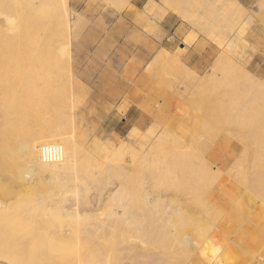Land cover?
Here are the masks:
<instances>
[{
  "label": "rangeland",
  "instance_id": "rangeland-1",
  "mask_svg": "<svg viewBox=\"0 0 264 264\" xmlns=\"http://www.w3.org/2000/svg\"><path fill=\"white\" fill-rule=\"evenodd\" d=\"M40 1H42L43 4ZM133 1L134 0H67V4L70 7L69 16H67L68 27H69L67 31L64 26H60L59 28V25H56L54 21L50 22L51 26L53 27L48 26L49 22L44 17L41 18L39 17L42 20L38 18V20L40 21H37L36 19H34V17H32V15H30L29 12L30 6L28 4L22 6L24 9L23 27H24V36H25L23 40V46H24L23 61L27 64L31 60V57L38 56V58L41 59L40 64H34V65H37L36 67H43L42 70H38L39 75L41 76H43L44 74L45 76L50 74L52 76L54 75L53 77L51 75L47 76L46 82L42 81L40 83L38 82L40 80L37 81V83H39L38 85L39 86L41 85L40 87H42L43 85L41 89L42 99L46 100L44 98H47L49 101H51V103L48 107H45L46 108L45 110L44 107L39 106L37 108V112L39 111L38 112L39 114H37L36 112L37 115L35 114V117L36 120L38 119L39 121L41 120V123H46L47 121H50V120H45L47 118L49 119L50 116H51L50 118L51 120H56V121L59 120L58 123L56 122L57 126L58 127L60 126V128L65 129L68 133L67 136L73 135V137H75V139L78 140L80 146L79 157L81 158V160H86L88 162L87 166L83 168L80 167L82 171L83 170L87 171L91 177L90 181L88 182V187H85L84 189V187H82L81 185H76V184L74 185L69 180H65V179L62 180V185L65 186L64 188V191L66 192L65 196L68 200L66 202V207L68 206L67 207L68 209L72 210L75 209V207L77 208V206H74L76 203L82 204V199L84 195H86L88 198L87 200L91 202V206H92L91 208L99 209V205L103 202L101 200L112 196L113 192L117 190H121V193L119 194L120 196L118 197H123L131 192L132 187L135 188L139 186L140 190L145 189L146 192L150 191V194L151 191L154 192L153 195L158 200V201L156 200L157 201L156 209L154 208L146 209L145 213L148 217H146V215L145 217L148 220H150L148 222V220L146 219L147 220L146 225L150 224L152 221L156 222L157 220H159L160 217L163 215L162 212L167 213L168 215H171L173 217H178L179 215L173 212L176 209L180 210V212L182 210V212L184 213L187 214L190 213L189 217L186 215L183 216V218L185 217L184 218L185 221L189 222L192 213L189 210L190 208L187 209L186 207L188 205L187 203L191 202V198L190 196L189 197L187 196L188 195L187 193L182 192L179 194L180 192L179 190H178L179 192H177L176 191L177 189L174 190L170 186H169L170 188L167 187L169 185L168 183L170 177L168 178V175H165L166 174L165 170L170 171V164L169 165L167 164V168H165L162 164V162H164V158L152 163L150 165V168H152L151 170L147 171L146 169H142L141 167L140 168L138 167L137 169L139 170V172L141 171L145 172L143 174L144 176L141 174L140 176H138L139 174H136L135 175L136 178L132 182H128L125 186L120 188L117 186L123 181L124 178L126 179L128 177L127 174L129 173V171L127 172L126 169L131 168V165H129L128 162L129 160H131L132 154L131 152L129 154L127 149H123L121 156V155H117V151H119L118 149L122 146L121 144H123V142H128L130 148L132 147L135 149V150L133 149L132 153L135 152L137 154L138 150H140L139 151L140 153L141 147L139 146L143 145L140 144L142 143L141 140L142 141L144 140L143 143L145 144L149 141L148 140L149 138L145 137L142 139L141 137L147 135L150 136L153 135V137H156L164 132L163 129L166 132H168V130L169 132L171 131L172 135L178 134L179 136H175V135L174 136L179 137L182 141V144L186 145L190 143L193 139H195L193 133L194 128L192 127V124L194 123V119L199 121L200 123H203L202 122L203 119L205 123H204V131L201 135L202 141L204 148L205 149L209 148L208 151L205 153L206 159L210 161V163L213 165L214 170L218 168L217 166L219 164V160L222 155L219 147V142L216 139L218 137V134L220 133V129L222 128V125H220V122L217 119L215 118L213 119L209 114L212 112L217 115V109L219 106L215 107V102L217 104V102L220 103L224 101V96L225 95L227 96L228 94H230V92L231 94L233 93L237 94L238 97L240 95V91L248 92L250 90L249 88L251 87V84L249 82L248 73H254L255 70H253V66L255 69L257 63L260 62V58L264 56V3H263L264 0H238L245 7L248 8L251 18H247L244 16H241L239 18V12L233 9L234 6L231 5V3L229 2L230 0L228 1L227 0H147L145 7L146 15H141L142 17H139L136 21V24L143 28L144 30L143 35L146 37L145 39L152 38L153 41L160 43L161 49L165 47L164 48L165 51L177 57V59L184 66L185 65L188 66V68L193 73H195V76L203 77L207 73V70L210 69L209 67L212 66L211 64L216 63L217 58L223 52L226 53L224 55L229 57V59L231 57L237 61L236 66H234L235 64H228L227 67L225 68L223 67L224 69L219 68L218 70L210 71V73L214 72L215 79L219 80L217 91L214 88L216 84L213 85L210 83L206 86L203 85L201 87L199 86V88L197 87V90L198 89L200 90L199 91L195 90L196 93L195 91L191 92L188 90L189 87L187 88L188 85L186 84V82H181V80H185L188 83L193 84L195 82V79L192 78L191 76L188 77L189 74L186 71L182 69L179 70L178 68H176V66L173 65V63L169 64L168 61H166L164 65L162 64L160 66L159 65L154 66L155 69H153V72L150 71L147 72V67L150 64L129 65L124 67L123 69L124 70L123 73L125 74L121 72L119 66L111 65L109 61L106 62L109 63L110 65L96 67V68H90L89 66L83 67L81 62H79L78 56L81 53L80 51L83 46L82 43L86 39L87 37L86 34L90 30V28L96 25L98 27L104 28L105 30L111 29V27H113V25H110L112 24V22H107V20L104 19V16L114 17V13L121 14L127 12V10L133 8L131 6V3ZM37 2L38 4L40 2V5L42 7H45L48 6L51 2L56 4L58 0H37ZM91 11L98 13V14H91L92 15L91 17L93 18L96 17L94 21L93 19L89 20L86 18V15L89 14V12ZM166 18L173 19V27L171 29L164 31V29H162L161 27V22L163 23ZM50 31L53 34H51ZM38 32H40L43 40L44 41L46 40L45 42L50 43L51 50L54 52L56 50L55 52L56 54L57 53L59 54V49L62 46L58 44L61 47L59 46L60 48L57 47L56 49V45L59 42V40L57 42L55 38L58 39L62 38L60 39V43H64V45H67L68 42L69 43L72 42V44H69L70 46L72 45L71 49H73L71 51L72 52L71 60L66 61L68 64L67 65L68 68L65 65L66 64L65 61H63L64 66H61L58 62L48 59L47 55H45V53L43 52L35 53L34 55H32L31 51L29 50V47L27 46V41L33 38V36L36 35ZM48 33L49 36L51 37L54 36L53 41H50L51 37L48 36ZM66 35L69 37V38L67 37V40H66ZM243 37L245 40L247 38V40L249 41L246 40L247 41L246 42L243 39ZM145 39L143 38L142 43L145 41ZM250 42L253 44V47L251 44L249 45ZM181 44H183L185 47L182 46ZM54 45H55V49H54ZM182 49L185 50L182 51ZM159 51L157 48L155 52V57L159 53ZM194 56H196V61L194 63H191L192 61H190V59ZM152 61L151 63H153ZM133 62L134 59L129 60V63H133ZM197 63H200L199 64L200 66H197ZM252 63L254 65H252ZM30 64H32V62ZM251 65L252 68L250 67ZM245 66L246 68H244ZM131 67H132L131 71L133 72V76L138 75V77H140L139 82H135L136 85H134L137 93V99L139 101L135 100L134 103L123 99V96H125V92H126L125 89H127L126 87L128 83H125V81L124 82L121 81V79H124L125 77L129 78V76H131L129 73L131 72L130 71ZM63 71H66V73H64ZM67 71L69 72V74ZM71 74L73 75V78ZM93 74H97L95 75L96 78L101 79L102 82L99 84L83 83L84 79H90L91 75L93 76ZM51 78H53L52 79L53 82L55 81L54 83L56 84V86L55 84L54 85L50 84L52 82ZM56 79L59 82H57ZM247 80L248 83H246ZM131 83L132 81H129V84ZM247 85H249V87ZM65 86L67 87L66 89H68L69 91L68 95L71 94L70 98L67 97L66 100L69 99L72 103L68 100L67 101L65 100L63 101L64 103L62 102L59 104L58 101L60 100V98L55 100L53 96L56 93V87L65 89ZM99 87H101V89ZM202 89L206 91L204 92V90L202 91ZM237 90L239 91V93ZM261 90L264 92V82ZM245 94L243 95L246 99L247 97L245 96ZM231 96L232 95L228 97L229 98L234 97ZM240 96H242V94ZM243 99L242 102L245 101V99L244 100ZM120 100H125V102H121ZM148 101H150V105L149 108H146L145 104ZM233 101L231 105L232 107H235L234 108L235 111L233 112H236L238 109L237 108L238 104L236 103V101L233 104ZM67 102L68 103L70 102L72 106ZM120 102L121 105L118 106ZM229 103H231V101ZM134 104L136 105V108L139 110V112L129 114V110L132 106H134ZM60 106L62 107L63 110L60 108ZM66 106H68V108H65ZM158 106H160L161 108L160 111L163 112V115L160 117V121H158L154 116V114L157 113L154 110H156ZM258 108L259 109L261 108V112L262 111L264 112V103H262L260 107L258 106ZM259 109L257 111H260ZM47 112L49 116L45 115ZM50 114H53L56 118L52 117L53 115ZM56 114L58 117L56 116ZM189 116L191 119L189 118ZM246 116H247V120H244L246 118L243 117L244 119L240 120L238 118L236 119L237 121L234 122V136H236L235 146L237 151H241V152L247 151L250 154H252L251 156L255 157L254 155H256L257 152H261L260 144H264V113H262L261 115L260 113L258 115H252L247 113ZM65 117L67 118V120ZM69 119L73 121V123L71 122L73 126L69 123L71 121ZM36 120L33 119L35 125L33 128H31V130L28 131L32 132L33 130L37 129L36 125L38 121ZM187 123L190 124L188 125ZM64 124L66 125V127H63ZM133 129H136L137 134L138 131L140 132L139 133L140 137H138V139L135 135H133ZM146 130L148 133H146ZM21 132L24 134H22ZM25 133L27 134L26 131L24 132V130L21 129L20 137L25 136L26 135ZM124 150L125 151L127 150L126 152L128 154H125ZM131 150L132 149H129V151ZM262 151H264V148ZM165 160L167 161V159ZM123 167H125L126 169H124ZM150 172H152L151 175H149ZM218 181H219L218 179L214 180L213 185ZM223 186L224 183L222 184L221 182V186L219 187L220 194L223 192ZM51 188H52L51 186L45 185L39 188V191L41 192L45 191L49 193ZM142 190L141 192H143ZM19 191L20 193L18 194ZM18 192L16 196L17 200L16 198H14V202L10 203L7 202L10 200H6L7 202L6 204L8 205L7 207L9 208L7 212L10 214V211H12L11 213H13L14 212L13 210L16 211L17 208V211L15 212L16 214L18 213V210L20 208L19 211L23 212L24 215L27 216L30 213L29 210H31V207H34L33 205L36 206V203L38 204L40 200L39 199L36 200V197H33L31 193L24 188H18ZM26 192H28V194L30 193L29 196ZM256 192L259 194L261 193L260 191H256ZM19 195H25V196L19 197ZM221 197L222 194L219 197L217 198L215 197L213 199L215 202L219 201L220 204L222 203L223 200L225 201L226 199L225 198L222 200ZM23 198H25L24 201ZM77 198H81V201L78 202ZM259 199H262V197H260ZM3 201L5 202V200ZM11 201H13V199H11ZM181 201H183L184 203ZM224 201H223V205H224ZM18 202H21L22 205L18 206V204H20ZM24 203L25 206L23 207ZM182 203L184 204V208H185L184 211H183ZM237 203L236 201L235 203L232 202V205L233 208L236 207L238 212L239 210L244 208V204L246 203H244L243 201L241 202L237 201ZM26 204L27 205L29 204L30 207L29 206L27 207ZM11 206H12V210L10 208ZM20 206H22L23 208ZM50 206H54V205H50ZM27 208L28 209L30 208L28 210L29 213L27 211ZM57 208L58 206L53 209L57 210ZM105 210L107 212L109 209L107 207H103L102 211ZM158 210L160 212H157ZM188 210L190 212H188ZM148 211L149 213H147ZM242 211L244 210L240 211L239 220L233 217L230 218L232 220L229 219L230 222L228 226L230 234L233 236L232 239H234L235 241H241L239 242V245L241 246H243V244L246 243L245 239H243L246 234L242 235V233L246 232V230H244L242 227L240 228V226L244 225L246 227L248 225L247 223L252 220V218H250L248 221H246L245 217L249 215H246L247 214L246 211H244L245 213ZM241 212L243 214H241ZM149 215H154V216H150L149 218ZM258 218H260L259 221L263 220L261 219V217ZM255 220L257 219L255 218ZM259 221L258 220L256 221L258 223L257 227L258 229L259 227H261L260 230L262 229L263 231L264 223L262 222L261 225ZM259 224L261 226H259ZM155 228L156 230L158 229L157 224ZM237 230H242L241 231L242 233H240L241 237L238 235L239 232ZM156 232H157L156 234L154 233L152 235V238L155 237L154 239H152V242L153 240H155L152 243L153 245L151 244L152 247L148 246V249L145 252L141 251L140 252L141 255L138 252L136 253L134 251L132 252V247L137 241L135 239L131 241L115 239L116 243L122 242V244H119V246H117L118 243L116 245L113 240L112 242L110 240L105 241L100 239H95L94 241V239L83 238L82 241L80 242L78 241L79 239L78 240L76 239L69 241L65 245L59 244L65 249H63L62 247L60 249L59 248L60 246L57 249L55 247H57L58 244L55 246L54 243L53 244L51 243L53 239L52 237L48 239L46 237L38 241L33 240L29 237H25L24 239L26 242L27 241L29 242L30 240L29 243L27 242L28 245L24 243L22 246L18 245L17 248L23 247L26 249V247L28 246V248L31 249L33 247V250L36 251V253H34L33 250L31 249L27 251V253L30 252L31 258L33 252V255H35L33 257H35L36 259L35 258L32 260L30 259L29 261L20 264H93V263L104 264V262L105 264L106 263L107 264H117V263L118 264H149L148 261L151 262L152 260L153 262H151L150 264H158L159 262L160 264H162L167 259V255L170 252L169 248L168 250L165 249H167V245L169 246L170 242L172 241L167 237H163L165 236V234H167V232L165 233V231H163L162 229H160L159 231L157 230ZM161 233H162L161 235L162 237H160ZM215 238L218 244L211 251V264H246L247 261L251 260V258L254 256L256 258H259L257 260L254 259V261L259 262L262 258L264 261V247H262L261 249H257L253 247V244H250L247 247L243 246L242 250L244 248L245 249L242 252H240L241 253L240 255L239 252L236 251L238 250L236 249L237 246H235V248L233 247L234 241H232L230 244L227 241H225L227 242V244H225L224 241L221 240L220 236H216ZM24 239L21 238L20 241H18V244H22L23 242H25ZM156 239L159 241L160 244L157 243L158 241ZM149 240L151 239L149 238ZM163 241H165V244L167 243V245L163 244L165 247L163 245L161 246ZM46 244L54 248L51 249L52 252L49 251L51 247H48ZM67 244L68 245L70 244L71 247L67 246ZM108 244H111L112 246ZM76 246L79 247L80 255L77 257L71 254L68 255L69 253L67 249L75 248ZM106 247L108 250L104 251ZM118 247L122 248V250L120 249L118 250ZM163 247L164 249H162ZM25 249L23 251H25ZM21 250L19 249V251ZM65 251L67 252L66 257H65ZM57 252H59L62 256L59 259L55 256V259L52 258L53 259L52 261L46 263L43 262L41 259L37 260L40 255L41 256L43 255L42 256L43 260L48 261L49 259L47 260L48 258L47 256L51 255V253L53 255L59 254ZM123 253L126 254L125 255L126 258L125 256H123ZM129 253L131 254L130 256L128 255ZM103 254H105V256ZM106 254L110 255L109 256L110 259H107L108 255ZM149 255H152V257ZM100 256L101 257L104 256L103 259H101Z\"/></svg>",
  "mask_w": 264,
  "mask_h": 264
},
{
  "label": "bare ground",
  "instance_id": "bare-ground-1",
  "mask_svg": "<svg viewBox=\"0 0 264 264\" xmlns=\"http://www.w3.org/2000/svg\"><path fill=\"white\" fill-rule=\"evenodd\" d=\"M40 2L43 4L42 1ZM40 2L38 4L37 0H0V264H20L35 258L33 257L35 256L33 255V252L36 253V251L33 250V247L32 249L28 248V246L26 247V249L23 247L17 248L18 245L22 246L24 243L28 245L30 240L29 242L27 241V243L24 239L25 237H29L37 241L42 240L46 237L47 239L52 237L53 239L51 243H54L55 246L58 244V246L55 247L57 249L60 246L59 244L65 245L69 241L76 239H79L78 241L80 242L83 238L94 239V241L95 239L105 241L110 240L111 242L113 240L116 245L118 243L117 246H119V244H122V242L116 243L115 239L129 241L135 239L137 241L132 247V252H138L141 255L140 252H145L148 249V246H151V244L155 241L153 240L152 242V239L155 238H152V235L154 233L156 234L157 230L159 231L160 229H162L163 231H165V233L167 232V234L163 233L165 234V236L163 237H167L172 241L170 242L169 246L167 245V243L165 244V241H163L161 244V246L163 244L167 245V249L165 250H168V248L170 249V252L167 255V259L162 264H211V251L218 244L216 242V236H220L221 240H223L225 244H227V242L230 244L232 241H234L233 247L235 248V246H237L236 249L238 250L236 251H238L240 255V252L245 249L244 248L242 250L243 246L247 247L250 244H253V247L257 249H261L262 247H264V230H260L261 227H259L258 229V223L256 222L260 219L258 217H261V219L264 220V151H262L264 148V144H260L261 152H257L256 155H254L255 157H253L251 156L252 154L247 151L241 152L236 150V136H234V122L237 121L236 119L239 118L241 120L244 119L243 117H245L246 119L244 120H247V113L252 115H258L259 113L261 115L262 113H264L263 111L261 112V108H258V106L260 107V105L264 103V92L261 90L264 82V56L260 58V62L257 63L255 69L253 66V70H255L254 73L247 72L249 82L251 84V87L249 88L250 90L248 92H246L245 90V92L240 91V95L242 94L243 97V94L246 93L245 96L247 98L245 99L244 97L245 101L242 102V96L239 95L237 97V94L233 93V95L230 92V94L224 96V101L220 103L217 102V104L215 102V107L219 106L217 109V115L212 112L209 114L213 119H217L220 122V125H222L220 133L218 134V137L216 139L219 142V147L222 155L219 160L218 166L216 165L218 167L216 170L213 169V165L210 163V161L206 159L205 153L209 148L205 149L202 141L201 135L204 131L205 123L203 119V123H200L199 121L194 119L192 127L194 128L193 133L195 139H193L186 145L182 144V141L179 137H175L179 136L177 133V135L174 134V136L172 135L171 131L169 132L168 130V132H166L163 129L164 132L156 137H153V135L141 137L142 139L145 137L149 138V141L145 144L143 143L144 140H141L142 143L140 144L143 145L139 146L141 147L140 153V150H138L137 154L135 152L132 153L134 148H130L128 142H123V144H121L122 146L118 149L119 151L116 150L117 155L122 156L121 153L123 149H127L128 153L130 154L131 152L132 154V158L128 162V164L131 165V168H128L129 170L126 169L127 167L123 162V165L126 167L123 168L126 169L127 172L129 171V173L127 174L128 177L126 179L124 178L123 181L117 186L120 188L125 186L128 182H132L136 178V174H139L138 176H140V174L143 175L145 173L144 171L139 172V170L137 169L138 167L146 169L147 171L151 170L152 168H150V165L152 163L164 158V162H162L163 166L167 168V164H170V171L165 170V175H168V178L170 177L168 183L169 185L167 187L170 186L174 190L177 189V192L180 191L179 194L182 192L187 193V196H190L191 198V202H188V205L186 207L187 209L190 208L189 210L192 213L189 222H186L184 219L185 217L183 218V216L186 215L189 217L190 213L187 214L182 212V210L180 212V210L176 209L172 211L178 214V217H173L171 215H168L167 213L162 212L163 215L159 220H157L156 222L152 221L150 224L146 225V221L148 220L146 218L148 216L145 213L146 209H156L158 200L153 195L154 192L151 191L150 194V191L148 190L149 192H146L145 189H141L143 191L141 192L139 186L135 188L132 187L131 192L123 197H118L120 196L119 194L121 193V190L113 192L112 196L101 200L103 202L99 205V209L91 208V202L87 200V196L84 195L82 204L76 203L74 206H77V208L75 207V209L70 210L67 208L68 206L66 207V202L68 200L65 196V186L62 185V180H69L72 184L81 185L82 187H84V189L85 187H88V182L90 181L91 177L87 171H82L80 169V167L83 168L87 166L88 162L86 160H81V158L79 157L80 146L78 140L75 139L73 135L67 136V131L63 128H60V126H57V123L59 122L58 118V121L51 120V116L48 119V111L45 114L48 115L46 117L47 119H44L50 121L41 123V120H36L35 114L37 112V108L39 106H42L45 110V107H48L51 103V101H49L47 98H44L46 100L42 99L41 89L43 85L42 87H40L41 85L39 86V83H37V81L40 80L38 81L40 83L42 81L46 82L47 76H50L51 74L47 76H45V74L43 76L39 75L38 70H42L43 67H36L37 65H34L40 64L41 59H39L38 56L31 57V60L27 64L23 61V40L25 36L23 27L24 9L22 6L28 4L30 6V15H32V17H34V19H36L37 21L42 20L40 18L44 17L49 22L48 26H51L50 22L54 21L56 25H59V28L60 26H64L66 28V31L69 28L67 16H69L70 7L67 4V0H58L56 4L51 2L48 6L45 7H42L40 5ZM229 2L232 6H234L233 9L239 12V18L241 16L251 18L247 7L239 3L237 0H230ZM38 18L40 20H38ZM51 31L50 33L53 34V31ZM67 35L66 40L68 37ZM53 37L50 38V41L54 40ZM55 39L57 40V42L59 40L58 43L56 42V49L60 45L62 46H60L61 48L59 47V54L55 53L56 50L55 52L51 50L50 43H47L45 42L46 40H43L40 32H38L33 36V38L27 41V46L29 47L32 55H34L35 53L43 52L45 53V55H47L48 59L56 61L61 66H64L63 61L66 62L71 60V51L73 49H71L72 45L70 46L69 44H72V42H68L67 45H64V43H60V39L62 38ZM250 44L253 47V44L251 42L249 43V45ZM224 54L226 53L223 52L222 54H220V56L217 58L216 63L211 64L212 66L209 67L210 69L207 70V73L203 77H198L195 76V73H193L188 68V66H184L183 64H181L177 57L162 48L156 55L155 59L152 61L153 63H150V65L147 67V72H153V69H155L154 66H160L162 64L164 65V63L168 61L169 64L173 63V65L176 66V68H178L179 70L182 69L186 71L189 74L188 77L191 76L195 79V82L193 84L188 83L185 80H181V82H186V84L188 85L187 88L189 87V91H199L200 89L197 90V87L199 88V86L201 87L203 85L206 86L210 83L213 85L216 84L214 88L217 91L219 80H216L214 72L210 73V71H215L219 68L224 69L228 64H235L234 66H236L237 64L236 60L231 57L229 59V57L225 56ZM31 62L32 64H30ZM65 65H68L67 62ZM252 65L254 64L252 63ZM252 65L250 66L251 68ZM244 68H246V66ZM63 72L66 73V71ZM52 79L53 78H51V81ZM52 82L49 83L51 85H54L55 81L53 83ZM246 83H248V80ZM247 86L249 87V85ZM66 88L67 87L65 86V89ZM65 89L56 87V93L54 94L53 98L55 100L60 98V100L58 101L59 104L65 101L67 97L70 98L71 96V94L68 95V89H66L67 91ZM203 90L204 89H202V91ZM205 91L206 90H204V92ZM230 95H232L231 97H234L229 98L228 96ZM67 100L70 101L69 99ZM230 101L231 103H229ZM232 101L233 104L235 103V101L238 104V109L236 112H233L235 111V107H232ZM70 102L67 103L70 104ZM61 106L60 108L62 109ZM65 108H68V106H66ZM258 109L260 111H257ZM160 110L161 108L160 106H158L157 110H155L157 113L154 114L155 118L158 121H160V117L163 115V112ZM38 112L37 114H39ZM52 117L56 118L54 115ZM33 119L38 121L36 125L37 129L35 128L36 130H33L34 132H30L28 130H31V128H33L35 125ZM71 122L73 123L72 120L69 123L71 124ZM71 125L73 126V124ZM63 127H66V125L64 124ZM21 129H23L24 132H27V134L25 133L26 135L23 137H20ZM139 133L140 132L138 131L137 134L136 129H133V135H135L137 139L138 137H140ZM146 133H148L147 130ZM47 145L60 146L63 151V160L55 163L43 162L42 159H40V150L43 146ZM129 149L132 150L129 151ZM126 151L125 154H128ZM165 159H167V161ZM151 174L152 172H150L149 175ZM217 179L219 181L213 185V181ZM220 181L222 182V184L224 183L223 192L221 193L222 200L226 198L225 201L223 200L224 205L223 201L219 204V201L215 202L213 199L221 195L219 190V187L221 186ZM45 185H49L52 187L49 193L45 191H39V188ZM18 188H24L28 190V192H30L33 197H36V200H40L38 204L35 201L36 206L33 205L34 207H31V210H29L30 208H27V211H30V213L28 211L29 215L27 216H25L23 212L19 211L20 208L18 210V213L16 214L15 212L17 211V208L16 211L13 210V213H11L12 211H10V214L7 212L9 208L7 207L8 205L6 203L14 202V198H16L17 196ZM256 191H260L261 193L259 194ZM28 192L26 193L28 194ZM19 193L20 191L18 192V194ZM20 196L23 197L25 195H19V197ZM260 197H262V199H259ZM11 199H13V201H11ZM24 199L25 198H23V201ZM3 200H5V202ZM6 200L10 201L6 202ZM77 201H81V198H77ZM235 201L236 203L237 201H243L244 203H246H243L244 208L241 210L246 211V215H249L245 217L246 221L252 218V220L247 223V228L244 225L240 226V228L242 227L244 230H246V232L242 233V230H237L239 232V236L240 233H242V235L246 234V238L245 236L243 238L245 239L246 243H244L243 246L239 245V242L241 241H235L234 239H232L233 236L230 234L228 228L229 222L230 220H232L230 219L231 217L235 219L237 218L238 220L240 219L239 214L241 210L237 212L236 207L233 208L232 205V202L235 203ZM18 203H20L18 204V206L22 205L21 202ZM183 203L182 205L184 211L185 208ZM24 206L25 203L23 207ZM28 206L30 207L29 204L27 205V207ZM57 206V210H54L53 208ZM102 206L107 207L109 210L107 212L106 210L102 211ZM10 208L12 210V206ZM189 210L188 212H190ZM149 211L147 213H149ZM157 212L160 211L158 210ZM242 212L241 214H243ZM150 216L154 215H149V218ZM255 218L257 220H255ZM263 220L259 221L261 225L262 222L264 223ZM149 221L150 220H148V222ZM156 224L158 228L157 230L155 228ZM260 224L259 226H261ZM161 235L162 233L160 234V237H162ZM21 238H23L25 242H23L22 244H18V241H20ZM149 238L151 240H149ZM148 241L151 243H149ZM157 243H159V241ZM47 246L51 247L50 245ZM67 246L71 247L70 244H67ZM61 247L62 246H60L59 248L61 249ZM164 247L162 249H164ZM19 249L22 250L19 251ZM24 249L26 252L23 251ZM30 249L33 250L32 258L30 256V252L27 253V251ZM51 249L54 248L51 247L49 249L50 252H52ZM119 249L122 250V248L118 247V250ZM67 250L69 253L68 255L71 254L75 255L76 257L80 255L79 247L77 246L75 248H69ZM105 250H108L107 247L106 249H104V251ZM66 251L65 257L67 256ZM130 253L128 254L129 256L131 255ZM59 254L53 255L51 253V255L47 256V260L49 259L48 261L43 260V255H40L37 260L41 259L45 263L50 262L53 260L52 258L55 259V256L58 259L61 258L62 256L61 254L59 256ZM103 255L105 256V254ZM125 255L126 254L123 253V256ZM101 256L100 258L103 259L104 256ZM109 256L110 255L107 256V259H110ZM149 256L152 257V255ZM254 257H252L251 260L247 261L246 264H264L263 258L260 260L263 262H256L254 261V259L257 260L259 258ZM148 262L150 264L151 262H153V260L151 262ZM158 264H160V262Z\"/></svg>",
  "mask_w": 264,
  "mask_h": 264
},
{
  "label": "crops",
  "instance_id": "crops-1",
  "mask_svg": "<svg viewBox=\"0 0 264 264\" xmlns=\"http://www.w3.org/2000/svg\"><path fill=\"white\" fill-rule=\"evenodd\" d=\"M146 3L147 0H134L131 3L133 8L127 10V12L121 14L114 13V17L104 16V19L107 20V22H112V24H110L113 25L111 29L105 30L104 28L96 25L92 26L86 34L87 37L82 43L83 46L80 51L81 53L78 56V60L81 62L82 66L96 68L111 64L119 66L121 72L123 73L124 67L129 65L150 64L155 57L156 49L158 48L159 51L161 48L160 43L153 41L152 38L145 39L146 37L143 35V28L136 24L137 19L142 17L141 15H146ZM91 14L98 13L91 11L86 15L87 19H93L94 21L96 17H91ZM161 27L164 31L171 29L173 27V19L166 18L163 23L161 22ZM143 38L145 41L142 43ZM132 59H134V62L129 63V60ZM106 61H109L110 64ZM190 61H192L191 63H194L196 61V56L192 57ZM199 64L200 63H197V66ZM132 67L130 68V71L132 70ZM129 73L131 75L129 78L125 77L124 79H121V81L128 83L127 87L124 86L127 89H125L126 92L123 99L134 103L135 100L139 101L137 99V93L134 85H136L135 82H139L140 77H138V75L133 76L132 71ZM95 75L97 74H93V76L91 75L90 79H84L83 83H101L102 80L96 78ZM129 81H132V83L129 84ZM99 88L101 89V87ZM125 100L120 101L125 102ZM121 102L118 106L121 105ZM149 105L150 101L145 104V107L149 108ZM138 112L139 110L136 108L135 104L129 110V114Z\"/></svg>",
  "mask_w": 264,
  "mask_h": 264
},
{
  "label": "built area",
  "instance_id": "built-area-1",
  "mask_svg": "<svg viewBox=\"0 0 264 264\" xmlns=\"http://www.w3.org/2000/svg\"><path fill=\"white\" fill-rule=\"evenodd\" d=\"M62 148L58 145L43 146L40 150V159L45 163H55L62 161Z\"/></svg>",
  "mask_w": 264,
  "mask_h": 264
}]
</instances>
